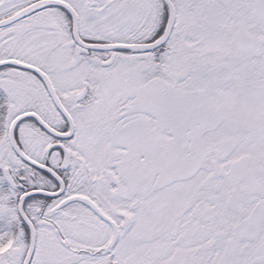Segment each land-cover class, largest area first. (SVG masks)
<instances>
[{
  "label": "snow or ice",
  "instance_id": "6c2138e0",
  "mask_svg": "<svg viewBox=\"0 0 264 264\" xmlns=\"http://www.w3.org/2000/svg\"><path fill=\"white\" fill-rule=\"evenodd\" d=\"M0 264H264V0H0Z\"/></svg>",
  "mask_w": 264,
  "mask_h": 264
}]
</instances>
